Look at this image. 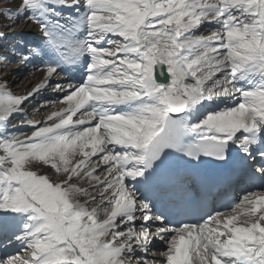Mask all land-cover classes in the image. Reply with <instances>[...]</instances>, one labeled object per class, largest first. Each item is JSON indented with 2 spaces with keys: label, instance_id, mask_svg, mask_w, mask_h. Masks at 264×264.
Here are the masks:
<instances>
[{
  "label": "snow or ice",
  "instance_id": "6c2138e0",
  "mask_svg": "<svg viewBox=\"0 0 264 264\" xmlns=\"http://www.w3.org/2000/svg\"><path fill=\"white\" fill-rule=\"evenodd\" d=\"M5 2L0 65L41 80L0 73V264H264V191L215 207L264 182V0Z\"/></svg>",
  "mask_w": 264,
  "mask_h": 264
},
{
  "label": "bare ground",
  "instance_id": "6f19581e",
  "mask_svg": "<svg viewBox=\"0 0 264 264\" xmlns=\"http://www.w3.org/2000/svg\"><path fill=\"white\" fill-rule=\"evenodd\" d=\"M21 29V27H20ZM13 30V29H12ZM16 31H11V33H15ZM26 36H33V35H29V34H26ZM20 66V65H19ZM17 67V66H16ZM36 67H37V64H32V65H28V66H20L18 68V70L16 69V71H11L7 74L6 78L9 77L10 75H14V76H19V80H21L20 84H17L14 82V85H15V88L17 90V94H22V93H25L26 91H29L32 89V87L34 85H37L40 80H41V73L36 71ZM22 70V71H21ZM13 76V77H14ZM17 76V77H18ZM24 77V78H23ZM17 79V78H16ZM18 80V81H19ZM17 81V80H16ZM46 93H44L45 95ZM54 95L52 92H48V96L49 95ZM40 95V94H39ZM37 96L36 99H40L41 97L40 96ZM52 99L53 101H55L57 99L56 95H54V98H50ZM51 101V100H49ZM48 102V101H47ZM37 102H35L34 104H36ZM43 104H47L48 106L47 107H50L52 106L51 110H49L45 115H40L38 118H35V120H42V119H45L47 117V115L51 112V111H55V110H59L61 109L62 107H64L65 105L63 104H56V103H43ZM41 112L38 111L36 113H39ZM14 122V121H13ZM166 247V246H165ZM165 247H163V250L165 249ZM18 246L17 247H9L8 249H5V247L3 248V250L0 252V256H2L5 252L7 253H10V254H15L18 252Z\"/></svg>",
  "mask_w": 264,
  "mask_h": 264
},
{
  "label": "rangeland",
  "instance_id": "374dc122",
  "mask_svg": "<svg viewBox=\"0 0 264 264\" xmlns=\"http://www.w3.org/2000/svg\"><path fill=\"white\" fill-rule=\"evenodd\" d=\"M9 5H8V3L7 2H5V3H3V4H0V8H5V7H8ZM7 21H5V23H6ZM16 31L15 33H19V32H21L22 30H24L25 31V33L26 32H29V31H36L35 30V28L34 27H32V26H30V25H27V24H21V29H20V27H18V28H13V30L11 29V31ZM24 38V37H23ZM0 43H11V40H9V41H6V42H0ZM17 66V67H16ZM18 66H19V64H17L16 62L14 63H11L10 64V66H8L7 68H4L2 65H0V73H2L3 74V76H4V78L7 80V83H8V85L12 88V91L14 92V93H16L17 92V90H16V88H15V85H14V82L15 83H17V84H20V82H21V80H19V76L17 77V76H14V75H10L9 77H7L6 78V76H7V74L9 73V72H11V71H16V69L18 70ZM22 71V70H21ZM14 76V77H13ZM17 78V79H16ZM24 78V77H23ZM17 80V81H16ZM19 80V81H18ZM17 94V93H16ZM54 98V95H49V97H44V98H40V99H36L33 103H35V102H41V99H43V100H45V102L46 101H49L50 100V98ZM36 103V104H37ZM36 104H35V106H36ZM42 105V103H38L37 104V108H40V106ZM48 109H47V111L51 108V107H47ZM47 111H44V110H41V112H39V113H34V114H32L31 115V119H33V120H35V118H38L41 114L42 115H45L46 113H47ZM14 123H16V121L14 122Z\"/></svg>",
  "mask_w": 264,
  "mask_h": 264
}]
</instances>
